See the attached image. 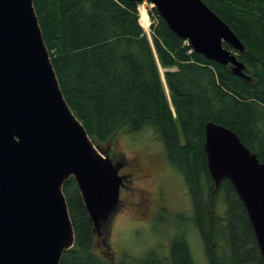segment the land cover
<instances>
[{"label":"trees","instance_id":"16d2710c","mask_svg":"<svg viewBox=\"0 0 264 264\" xmlns=\"http://www.w3.org/2000/svg\"><path fill=\"white\" fill-rule=\"evenodd\" d=\"M202 1L244 46L238 59L249 79L193 51L155 7L148 35L140 3L129 0L33 4L64 98L94 145L108 152L120 134L151 132L164 149L156 159L181 173L189 189L209 264H264L243 203L229 180L215 188L204 151L211 121L264 158V0ZM63 193L75 242L59 264H112L104 258L111 254L107 227L97 233L73 178ZM157 264H195L183 235Z\"/></svg>","mask_w":264,"mask_h":264},{"label":"water","instance_id":"95a60500","mask_svg":"<svg viewBox=\"0 0 264 264\" xmlns=\"http://www.w3.org/2000/svg\"><path fill=\"white\" fill-rule=\"evenodd\" d=\"M148 1L193 51L249 79L238 59L244 46L202 0ZM204 132L214 186L231 182L264 260V158L223 125L209 121ZM124 164L94 145L67 104L33 0H0V264L60 263L75 242L63 193L70 178L97 233L108 232L121 205Z\"/></svg>","mask_w":264,"mask_h":264},{"label":"rangeland","instance_id":"374dc122","mask_svg":"<svg viewBox=\"0 0 264 264\" xmlns=\"http://www.w3.org/2000/svg\"><path fill=\"white\" fill-rule=\"evenodd\" d=\"M141 6L147 11L152 7L147 1L139 4V9ZM110 148L116 159L124 157L120 174H130L132 189L129 193L120 192V208L104 233V244L110 245L111 254L102 256L112 264H157V260L169 255L172 242L183 235L194 263L209 264L203 240L193 223L192 200L181 173L164 160L150 170L154 171L155 178L142 179L136 170L135 162L142 157L164 155L162 143L151 132L144 131L120 134ZM140 188L150 195L153 193L150 208L142 203ZM102 243L99 241L96 245L100 247Z\"/></svg>","mask_w":264,"mask_h":264},{"label":"flooded vegetation","instance_id":"af4514ba","mask_svg":"<svg viewBox=\"0 0 264 264\" xmlns=\"http://www.w3.org/2000/svg\"><path fill=\"white\" fill-rule=\"evenodd\" d=\"M160 160L152 157L151 155L149 156H144L141 159L137 160L135 162V167L136 170L139 172V177L140 178H146L148 180V178L152 179L155 178L154 176V171H150L151 169H155L156 165H159ZM149 169V170H148ZM120 173H121V169H120ZM129 173L125 174V179L123 182V185L121 186L120 192L127 190V193H129V190L132 189V187L130 186V182H129ZM127 175V176H126ZM128 177V179H127ZM138 194L140 195L141 199L143 200L142 203L144 204V206H146L147 208H150L152 205V201H153V193L150 195L149 192L147 190H144L143 188L139 189Z\"/></svg>","mask_w":264,"mask_h":264},{"label":"bare ground","instance_id":"6f19581e","mask_svg":"<svg viewBox=\"0 0 264 264\" xmlns=\"http://www.w3.org/2000/svg\"><path fill=\"white\" fill-rule=\"evenodd\" d=\"M139 23L146 33H148L150 29V19L145 6H141L139 9Z\"/></svg>","mask_w":264,"mask_h":264}]
</instances>
